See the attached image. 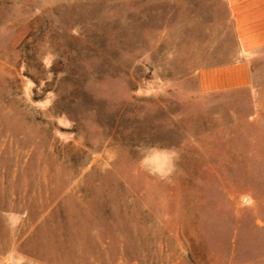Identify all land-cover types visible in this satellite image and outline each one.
<instances>
[{"label":"rangeland","instance_id":"374dc122","mask_svg":"<svg viewBox=\"0 0 264 264\" xmlns=\"http://www.w3.org/2000/svg\"><path fill=\"white\" fill-rule=\"evenodd\" d=\"M240 59L222 0H0V264H264Z\"/></svg>","mask_w":264,"mask_h":264},{"label":"crops","instance_id":"0c3cea01","mask_svg":"<svg viewBox=\"0 0 264 264\" xmlns=\"http://www.w3.org/2000/svg\"><path fill=\"white\" fill-rule=\"evenodd\" d=\"M234 32L240 61L204 71L201 83L206 93L249 87L252 83V60L264 52V0H222Z\"/></svg>","mask_w":264,"mask_h":264},{"label":"clouds","instance_id":"9594fccd","mask_svg":"<svg viewBox=\"0 0 264 264\" xmlns=\"http://www.w3.org/2000/svg\"><path fill=\"white\" fill-rule=\"evenodd\" d=\"M179 157H178V155H177V159H178Z\"/></svg>","mask_w":264,"mask_h":264}]
</instances>
